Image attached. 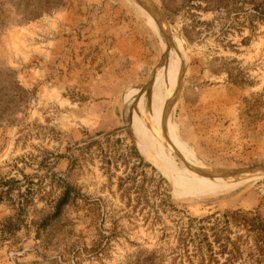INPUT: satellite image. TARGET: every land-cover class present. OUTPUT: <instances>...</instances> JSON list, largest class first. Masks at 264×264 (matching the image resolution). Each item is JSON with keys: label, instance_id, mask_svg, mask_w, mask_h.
I'll return each instance as SVG.
<instances>
[{"label": "rangeland", "instance_id": "obj_1", "mask_svg": "<svg viewBox=\"0 0 264 264\" xmlns=\"http://www.w3.org/2000/svg\"><path fill=\"white\" fill-rule=\"evenodd\" d=\"M151 2L174 32L171 55L181 52L179 81L164 97L188 147L179 151L206 168L264 163V0ZM164 32L162 43L132 0H0L4 220L20 207L17 230L0 238V264H123L151 252L153 264H264L240 225L241 214L264 220V177L234 188L205 177L210 193L182 194L183 180H169L158 162L177 178L200 175L147 130L148 150L137 141L138 97L147 100L168 60ZM64 186L72 200L35 239L34 222ZM241 187L258 202L238 203ZM214 224L228 233L221 254Z\"/></svg>", "mask_w": 264, "mask_h": 264}, {"label": "bare ground", "instance_id": "obj_2", "mask_svg": "<svg viewBox=\"0 0 264 264\" xmlns=\"http://www.w3.org/2000/svg\"><path fill=\"white\" fill-rule=\"evenodd\" d=\"M136 6L147 17V19L151 23L154 31L156 32L157 36L159 37V39L161 40L162 43L164 42L163 32L165 31L164 36H165V48H166L168 45L167 44L168 40L170 39L172 41V37L170 35V32L168 30L162 28V27H159L155 23V21L140 6H138V5H136ZM174 46L175 45H173V48H174ZM171 52L168 54V60L165 63V65L161 66L155 72L153 80H152V85H151L150 90H149L150 94L148 93L149 95L147 97V100H144V98L141 95L138 97L137 108H136V120L131 123V126L136 124L135 125V131H137L141 134L137 139L138 143H140L139 145H142L141 148L148 150L146 142L143 139V130H147L149 136L154 141H156L158 144L163 146L164 148L166 147V141H167V143L169 144V146L171 148V150H170V148L168 149L166 147L167 150L177 154L179 159L181 161H183L184 163H186L192 167L198 168V169H206V167H204V165H202V164L190 159L189 157L185 156V154L187 155V153H188V147L185 143H183L179 139V137L176 133L174 124L171 121L170 115L166 116L167 114L165 115V112H164V103H165L164 97H165V95H167V96L169 95V92L171 91V88H172L175 80L179 81L181 67H182L180 49L176 48L173 56L171 55ZM147 107H148V110L150 109V113H149V114H151L150 120H147L145 117V112H146ZM133 108H134V106H133ZM130 115H131L130 117H132L134 115L133 111H131ZM155 117L158 119L160 125L163 127L165 133L167 134V136L169 137L171 142L169 141V139L167 138V136L165 135V133L163 132V130L161 129L159 124L157 123ZM149 126L152 127L153 129H150ZM177 147L180 150H182L185 154H183L181 151H179V149ZM146 154H148V153H146ZM148 155L150 158H152V160H155L158 162V160L153 156V154L151 152H149ZM158 164L161 166V170L165 173V175L168 177L169 180H171V181L183 180L182 186H178V187L176 186V190L179 192H182V194L184 191L197 193V194H202V193H205L207 191L208 192L211 191L207 188V186L205 187V184L209 183L208 179L210 180V178H212V179L216 178L215 180H218L221 183H225V182H230L231 184L233 183L234 185L233 186L231 185L232 186L231 188H234V187L238 186L239 184L244 183L246 181H251V180H255V179L259 178V177H250V176H234V177L212 176V177L206 179L203 176H199L198 178H193L191 180H184V179L175 177V175H173L172 172H170V170L169 171L167 170L168 168L165 169L159 162H158ZM158 164H157V167H158ZM212 182H214V181H212ZM230 183H228V184H230ZM210 189H212V188H210Z\"/></svg>", "mask_w": 264, "mask_h": 264}, {"label": "trees", "instance_id": "obj_3", "mask_svg": "<svg viewBox=\"0 0 264 264\" xmlns=\"http://www.w3.org/2000/svg\"><path fill=\"white\" fill-rule=\"evenodd\" d=\"M131 150L133 151L134 156L137 158V162L138 165H140L141 167H147L150 170L153 171L152 167H150V165H148L147 163H142V159L139 157V155L136 153L134 147H131ZM135 167H131V170L134 171ZM131 171V172H132ZM159 181H161L162 183H164L163 179L158 176ZM128 184H130V187L133 186V178L130 176H126L125 178ZM261 182H264V179L261 180ZM249 184V183H248ZM11 185L8 184V182H3L2 185H0V202L2 201L3 195H6L10 188ZM142 188V186L140 187ZM242 188H238L236 190V194H239L237 197V202L241 203V202H248L251 204H255L258 202L257 198H256V192H254L255 190L252 189H247V190H243ZM71 188L69 186H64V188L62 189L59 197L57 198V200L55 201L51 212L44 216L43 218H41L40 220L34 222V226H35V235L34 238H38L39 236V232L46 229L50 223L55 220L56 218H58L63 210V208L72 200V193H71ZM156 193V191H154ZM167 197V196H166ZM146 198V197H145ZM145 204H147V200L145 199L144 201ZM20 208V207H19ZM16 209V212L14 214V216L12 218L6 219L3 222L0 223V238L4 237L5 235V230H7V233H11L17 230L16 226H13V222H17L18 218H19V213H20V209ZM237 210H240L239 208H237ZM241 218L242 221L240 222V225L243 228H247L246 232L248 233V235L251 237L253 245L255 247V249L257 250V253H259L260 256L264 257V220H260V218L255 215L253 219L248 220L245 216V214H241ZM206 216L202 215L198 221H201L202 219H205ZM210 236L212 237V241L215 244H219L217 247L219 249V254H221L222 252H224L225 249V244H228V239L226 237H224V234H228L226 229H222V228H218L217 224H214L213 227L211 229H209ZM202 233H196L195 237L198 238L199 236L202 237ZM224 242V243H223ZM223 243V244H221ZM233 244H231L230 246H232ZM201 246V245H200ZM201 249L203 250V252H208L210 251L209 249V245H202L201 248H199V251L201 252ZM209 249V250H208ZM233 251V248H232ZM156 257L154 253H148L144 256H134L132 261H127L124 262L123 264H153V262H155ZM201 262V261H200ZM264 262V261H263ZM201 264V263H199Z\"/></svg>", "mask_w": 264, "mask_h": 264}, {"label": "water", "instance_id": "obj_4", "mask_svg": "<svg viewBox=\"0 0 264 264\" xmlns=\"http://www.w3.org/2000/svg\"><path fill=\"white\" fill-rule=\"evenodd\" d=\"M133 3L140 6L159 26L170 32L171 37L175 36L174 32L171 29V26L167 23V21L162 17L159 11L156 9L151 0H132ZM167 47L164 49L163 57L168 58V54L173 50L172 41L169 39L167 42ZM154 77V76H153ZM152 80L148 84V88L152 85ZM150 94V93H149ZM148 94V95H149ZM128 127L130 128V123H128ZM166 147L169 149L170 146L166 141ZM171 150V148H170ZM177 159H179L178 155L174 152H171ZM180 160V159H179ZM187 170L194 171L198 175L203 177H234V176H250V177H264V163L252 165L249 167H241V168H206V169H198L195 167L186 166ZM258 178V179H259Z\"/></svg>", "mask_w": 264, "mask_h": 264}, {"label": "crops", "instance_id": "obj_5", "mask_svg": "<svg viewBox=\"0 0 264 264\" xmlns=\"http://www.w3.org/2000/svg\"><path fill=\"white\" fill-rule=\"evenodd\" d=\"M8 216V208L4 202H0V223ZM1 250V248H0ZM1 252V251H0Z\"/></svg>", "mask_w": 264, "mask_h": 264}]
</instances>
